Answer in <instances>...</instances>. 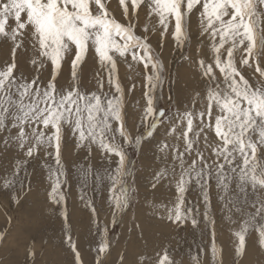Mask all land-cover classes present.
Returning <instances> with one entry per match:
<instances>
[{
  "label": "snow or ice",
  "instance_id": "1",
  "mask_svg": "<svg viewBox=\"0 0 264 264\" xmlns=\"http://www.w3.org/2000/svg\"><path fill=\"white\" fill-rule=\"evenodd\" d=\"M119 6L118 19L107 0H0V42L10 51V62L0 66V133H5L0 136V151L17 153L9 167L0 170V192L10 190L9 198L20 206L32 191L31 181L16 188L21 171L41 152L50 157L54 163L44 166L48 182L44 207L52 213L62 206L57 218H62V244L72 256L69 264H83L66 210L71 186L62 162L65 131L89 159L95 148L110 166L101 174L90 164L81 165L79 176L85 187L89 179L93 181L94 192L107 185L112 223L139 196L128 148L142 150L144 144L155 142L160 167L153 171L150 187L156 190L165 183L171 187L174 182L175 199L153 203L154 214L177 227L188 222L197 227L199 221L185 204L186 193L195 184L203 197L204 220L214 235L215 221L208 216L209 182L214 179L227 218L231 220L233 212L243 216L233 233L235 256L246 251L247 236L253 231L258 248L264 250V0H119ZM139 9L145 10L143 24ZM194 13L199 21L198 43L207 40L208 51L198 49L184 59L191 61L204 83V95L195 91L173 114L167 106L158 107L155 92L163 87L164 65L150 38L158 34L160 47L168 35L178 47L185 45L192 38ZM21 55L37 73L31 79L18 74ZM89 55L98 65L94 90L81 83ZM119 61L129 68L143 66L142 132L126 127ZM65 63L70 65V80L59 84ZM245 69L255 79L246 78ZM43 71L50 72L46 81L39 77ZM168 100L171 103L172 97ZM166 123L170 127L165 138L157 140L154 132ZM80 200L100 233L93 250L95 264H103L101 257L110 251L108 228L101 226L95 201L83 189ZM12 220L7 217L9 228L0 231V241L7 237ZM35 255L34 246L26 244L24 264ZM211 255L222 264L215 243ZM120 259L123 262V255ZM145 260L141 255L137 264ZM155 264H173L167 248L156 253Z\"/></svg>",
  "mask_w": 264,
  "mask_h": 264
},
{
  "label": "rangeland",
  "instance_id": "2",
  "mask_svg": "<svg viewBox=\"0 0 264 264\" xmlns=\"http://www.w3.org/2000/svg\"><path fill=\"white\" fill-rule=\"evenodd\" d=\"M107 2L109 10L119 19L122 13L119 0H107ZM138 11L139 20L143 24L146 22L145 10L139 9ZM190 32L192 38L185 45L179 47L170 35L164 39L162 47L158 46V34H153L150 38L155 54L164 65V84L162 89L158 88L155 92V96L158 98V107L167 106L173 114L176 113L177 107L190 101L195 91L201 92L202 97L204 95V83L194 70L191 61L184 59L185 56L194 55L198 49H204L205 54L208 51L207 40L198 43L200 36L197 13L191 17ZM2 52L4 54H1ZM237 56L239 57V53ZM17 59L18 74L23 73L28 79L37 75L25 56L21 55ZM6 62H10L9 47L0 42V66ZM261 63L264 64V58H262ZM97 70L98 65L89 55L81 73L82 87H86L88 90L96 88L93 77ZM70 71V65L65 63L63 71L58 77L59 84H65L70 80ZM143 72L142 65L134 64L132 68H129L127 63L118 62V78L124 88L125 123L129 131H143L141 117L146 103L143 96L145 91ZM217 75H219L218 72ZM244 75L246 78L255 79L248 69H245ZM39 77L46 81L50 78V72L43 71L39 73ZM105 90H107L106 79ZM169 96L172 97L171 103L168 100ZM199 107L200 105L197 104V109ZM169 127L167 123L164 126L158 125V130L154 132L157 140L165 138L166 130ZM3 135L5 133H0V136ZM154 143L144 144L142 150L135 147L128 148V159L135 165V184L138 186L139 196L134 199V206L127 210L126 214L118 215L116 222L112 223L110 206L106 202L107 185H101L99 191L94 192L92 190L93 181L89 179L87 187H85L79 176L81 165L90 164L94 170H99L101 174L110 166L95 148L89 159L86 151L76 148L73 135L67 130L65 131L62 143V162L69 172L71 186L66 210L69 215L71 232L77 241L83 264H95L96 252L93 249L97 247L100 233L97 231L96 223L90 221L89 211L85 209L80 200L82 189L87 193L88 198L94 199L101 226L106 225L108 228L107 239L110 241V251L101 257L103 264H137L141 255L146 258L145 264H155L156 253L160 252L162 248H167L173 264H216L211 255L213 243L216 244L222 264H264V250L258 248L254 231L247 236L246 251L240 257L235 256L233 233L238 230L243 216L233 212L231 214L232 219L227 218L228 211L224 206L225 201H221L222 193L217 189L214 179L209 182L210 210L208 213L209 220H214L216 223L214 235L212 226L204 220L203 197L195 184L186 193L185 204L186 208H191L193 215L199 221L197 227H193L190 222L177 227L154 214L153 203H169L175 199L174 182L171 187L166 183L165 187L168 185L167 188L164 185L156 190L150 187L152 173L160 167V163L154 155ZM14 155H17L14 151H0V170H6L9 167V164L13 162ZM52 163L54 161L50 157L45 158L42 152L40 159L28 161L20 173L16 188H20L21 182L26 186L31 181L32 191L28 193L20 206H17L9 198L7 193L10 190L0 192V231L9 228L7 217H13L7 237L0 241V264H24L26 244L34 246L36 251L35 257L28 259L27 264H69L72 260L69 250L62 244V218H57L62 206H56L52 213H48L44 207L45 189L48 187L44 166L45 164L52 165ZM232 187L235 192V185ZM249 199H255V197L249 195ZM121 255L124 257L123 262L120 259ZM193 257L197 259L194 260Z\"/></svg>",
  "mask_w": 264,
  "mask_h": 264
},
{
  "label": "bare ground",
  "instance_id": "3",
  "mask_svg": "<svg viewBox=\"0 0 264 264\" xmlns=\"http://www.w3.org/2000/svg\"><path fill=\"white\" fill-rule=\"evenodd\" d=\"M1 54H4V52H2ZM63 68H64V66H63ZM86 88V87H85ZM88 89V88H87ZM66 135H68V134H66ZM68 152V151H67ZM97 158V157H96ZM40 159V158H39ZM3 162V161H2ZM50 162V161H49ZM48 163V162H47ZM3 164V163H2ZM53 164V163H52ZM150 165V164H149ZM154 165V164H153ZM157 165V164H156ZM27 168V167H26ZM41 168H43V167H41ZM5 169V168H4ZM151 169V168H150ZM158 169V168H157ZM29 172V171H28ZM24 173V172H23ZM32 177V176H31ZM23 179H24V177H23ZM71 179H72V177H71ZM70 179V180H71ZM26 180V179H25ZM45 181V180H44ZM74 181H75V178H74ZM43 184V183H42ZM166 184V183H165ZM165 184H164V187H165ZM41 185V184H40ZM45 185V184H44ZM43 185V186H44ZM169 185V184H168ZM168 185H167V187H168ZM35 186V185H34ZM167 187H165V188H167ZM194 187V186H193ZM195 188V187H194ZM35 190V189H34ZM33 190V191H34ZM166 192L168 191V190H165ZM170 191V190H169ZM36 192V191H35ZM42 192V191H41ZM155 194V193H154ZM42 197V196H41ZM33 199V198H32ZM42 199V198H41ZM36 201V200H35ZM37 203V202H36ZM43 203V202H42ZM149 203V202H148ZM122 224V223H121ZM216 224V223H215ZM181 230V229H180ZM178 233V232H177ZM142 236V235H141ZM180 239V238H179ZM185 240V239H184ZM174 242V241H173ZM155 243V242H154ZM183 243V242H182ZM188 243V242H187ZM176 244H178V243H176ZM184 245V244H183ZM188 245V244H187ZM192 245H194V244H192ZM160 246V245H159ZM163 247V246H162ZM144 248V247H143ZM155 248V247H154ZM161 248V247H160ZM150 249V248H149ZM163 249V248H162ZM180 250V249H179ZM161 252V251H160ZM186 257V256H185ZM179 259V258H178ZM150 261V260H149ZM208 261V260H207ZM205 264V263H204Z\"/></svg>",
  "mask_w": 264,
  "mask_h": 264
}]
</instances>
